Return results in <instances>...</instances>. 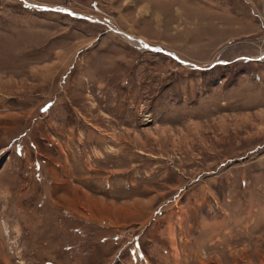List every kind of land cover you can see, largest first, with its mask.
I'll use <instances>...</instances> for the list:
<instances>
[{
	"label": "rangeland",
	"instance_id": "1",
	"mask_svg": "<svg viewBox=\"0 0 264 264\" xmlns=\"http://www.w3.org/2000/svg\"><path fill=\"white\" fill-rule=\"evenodd\" d=\"M0 264H264V0H0Z\"/></svg>",
	"mask_w": 264,
	"mask_h": 264
},
{
	"label": "water",
	"instance_id": "2",
	"mask_svg": "<svg viewBox=\"0 0 264 264\" xmlns=\"http://www.w3.org/2000/svg\"><path fill=\"white\" fill-rule=\"evenodd\" d=\"M128 38H130L131 39V37H129V36H127ZM138 41H141V39H138ZM145 43V42H144ZM145 47H147V48H149V49H152V50H154L153 48H151L148 44H146L145 43V45H144ZM157 51V50H156Z\"/></svg>",
	"mask_w": 264,
	"mask_h": 264
},
{
	"label": "bare ground",
	"instance_id": "3",
	"mask_svg": "<svg viewBox=\"0 0 264 264\" xmlns=\"http://www.w3.org/2000/svg\"><path fill=\"white\" fill-rule=\"evenodd\" d=\"M132 38V37H131ZM138 41V40H137ZM138 42H140V43H142L143 41L141 40V41H138ZM145 45V44H144ZM152 50V49H151Z\"/></svg>",
	"mask_w": 264,
	"mask_h": 264
}]
</instances>
